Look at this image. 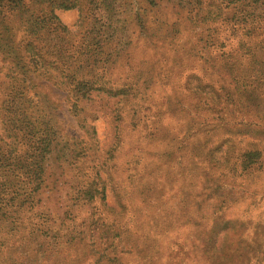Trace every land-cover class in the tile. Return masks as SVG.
<instances>
[{"label": "rangeland", "instance_id": "rangeland-1", "mask_svg": "<svg viewBox=\"0 0 264 264\" xmlns=\"http://www.w3.org/2000/svg\"><path fill=\"white\" fill-rule=\"evenodd\" d=\"M178 1L80 0L74 9L55 10L74 47L88 44V38L81 40L88 32L107 47L117 41L131 45L119 60L96 53L115 60L98 69L109 82L105 86L125 93L118 105L105 94L82 102L95 132L91 140L70 115L63 86L40 80V89H24L25 102L5 104L28 78L0 54V137L23 144L28 123L18 114L20 106L45 98L54 104L61 139L79 154L66 158L62 146L55 148L42 184L26 183L20 172L15 181L13 174L0 180V264H264V104L247 113L234 109L219 90L217 65L211 70L202 61H220L244 40L254 47L256 37L246 39L240 25L230 24L235 19L229 0H188L190 18L210 5L216 17L214 23L197 21L214 39L198 60L188 47L193 35L207 33L192 31ZM3 26L0 32L12 35L14 46L22 41L16 18ZM89 69L76 78L90 80ZM203 72L201 81L193 78ZM206 100L213 115L226 100L242 126L208 121L212 109L196 106ZM121 106L118 117L115 108ZM226 114L223 109L220 117ZM37 116L40 121L43 114ZM245 151L260 154L259 165L240 166Z\"/></svg>", "mask_w": 264, "mask_h": 264}, {"label": "trees", "instance_id": "trees-1", "mask_svg": "<svg viewBox=\"0 0 264 264\" xmlns=\"http://www.w3.org/2000/svg\"><path fill=\"white\" fill-rule=\"evenodd\" d=\"M79 1L0 0V29L6 30L7 27L3 26L5 19L14 17L18 20L23 31V39L16 46H14L12 35L6 31L0 32V54L7 57L6 59L9 61L12 70L28 78H22L20 81L21 87L17 93L13 96L11 95L7 101L6 97L3 102L5 104H12L15 100H20V98L22 102H25V97L23 96L25 94L24 89L28 87L40 89V86L36 85L40 80L52 83L55 87L60 88L63 86L67 90L70 115L77 123L79 129L91 140L95 132L93 127L86 122L84 108L81 106L82 102L90 101L93 94H105L111 98H116L117 102H115V105H118V103L123 101L121 95L125 93L124 90L105 86L109 82L105 80L101 72H98V69H102L105 64L109 63L111 65L115 63V60L112 62L108 60L109 58H98L96 53H109L110 56L112 54L115 56V59L119 60L126 57L131 45L127 42L124 43V41H117L112 46L107 47L98 40H95L94 37H90L91 33L88 32L81 39L85 41L88 38V44L83 43L76 47L72 46L68 37L70 36L69 32L66 27L60 24L59 19L55 15V10L74 9L79 5ZM92 1L88 0V2ZM229 4L231 5L230 9L234 11L231 19H235V21L231 22L232 20L229 18L227 21L231 22L230 24L236 23L240 25L245 30L244 35L246 39L256 37L251 40L254 47L246 45V40H244V42L238 43L235 50H228L226 53H222L219 56L220 61H217V58H215L214 61L209 62L207 57L202 61L204 64H209V69L211 70H213L214 65H217V71L220 73L222 79L219 90L225 93L229 101L232 100L234 109L247 113L251 107L264 104V54H261L262 47L260 46L264 44V0H229ZM185 5L189 6L190 2L188 0L184 2L179 0L175 6L185 9L187 12V9L190 7L185 8ZM212 8L213 6L210 5L208 6L209 10H206L201 15L194 14L192 18H190V12H187L185 18L188 24H191L192 31L202 28L207 33L206 36L200 35L196 37L193 35L194 44L188 47V51L195 57L197 56L198 60L200 59V54L202 52L206 53L214 44L211 30L197 23V21L201 23L205 21L204 24L207 21L214 23V18L216 17L213 16ZM85 18L87 19L86 16ZM85 18L83 16V21ZM225 19L223 18V20ZM172 27L169 28L172 29ZM258 38L260 40H257ZM220 46L224 47V44H220ZM103 49H106V51ZM90 51L94 53V57H78V53L86 55ZM237 51H240L241 54L238 58H234L232 53H236ZM227 58L232 63L226 62ZM241 59L247 62V65H243ZM83 65H86V67H83ZM88 67H90L89 71L92 73V78L90 80H86L85 78L77 79L76 74L79 70ZM205 75L206 72H203L201 76H193V78L201 81V77ZM95 85H98V87H94ZM204 87H211L213 89L212 86L206 84ZM211 103V101L206 100L203 104L201 103V106H198L200 103L196 105L197 107L204 108L206 111L212 109V116L208 117V121L225 122L224 125L231 126L232 128L242 126L241 122L233 116V111L226 100L221 102L223 106L221 108L219 106V111L215 112L217 114L214 115V106ZM34 107L36 109H31ZM122 108L123 106L115 108L116 116L119 117ZM20 109L18 114L21 116L22 122L28 123L26 125L25 136H20L22 141L24 139L21 145L25 146V149H20V142L15 138L8 141L5 140L6 137H0V180L6 176L5 174H13L12 180L15 181L16 172H20V174L26 177V183H34L36 181L42 184L46 180L44 175L47 169V160L55 148L59 145L62 146L64 148L63 151L67 152L62 156L66 158H76L75 156L79 154L75 153L74 150H70L68 142L61 139L58 121L56 123L53 121V117H55V114H53L55 109L53 102L44 98L43 102L35 103V105L23 103ZM223 109H226L227 114L222 118L220 116ZM37 112L43 114L40 117V121L37 119L38 116L36 117ZM206 123L205 120L202 127ZM263 131L261 130V135L264 134ZM88 145H93V143L89 141ZM82 149L87 150L86 148ZM258 155L260 156V154L254 151L243 152L239 156L240 158L238 157L239 165L244 168L259 165L257 160ZM2 184L0 183V186Z\"/></svg>", "mask_w": 264, "mask_h": 264}]
</instances>
